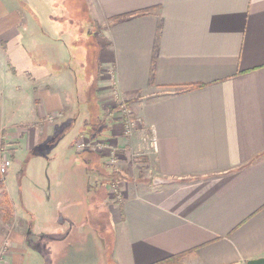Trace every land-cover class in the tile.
<instances>
[{
	"label": "crops",
	"instance_id": "obj_1",
	"mask_svg": "<svg viewBox=\"0 0 264 264\" xmlns=\"http://www.w3.org/2000/svg\"><path fill=\"white\" fill-rule=\"evenodd\" d=\"M80 1L102 33L90 101L67 64L71 44L52 32L53 21L70 27L64 1L0 0V135L12 160L0 184L10 191L0 200L4 264L96 255L82 240L97 228L108 264L262 257L264 0ZM106 97L120 105L112 116L131 106L137 118L130 138L117 142L121 164L129 146L147 167L119 178L114 204L89 180L106 185L103 161L74 146L105 114L96 98ZM87 216L105 225L84 231Z\"/></svg>",
	"mask_w": 264,
	"mask_h": 264
},
{
	"label": "rangeland",
	"instance_id": "obj_2",
	"mask_svg": "<svg viewBox=\"0 0 264 264\" xmlns=\"http://www.w3.org/2000/svg\"><path fill=\"white\" fill-rule=\"evenodd\" d=\"M63 1H64V3H63L64 7H65V11H63V12H67V13H66V15H62V16L64 17L63 19H65V20H68L67 16L70 17V19L68 21L70 23V27H68L66 24H63L62 20L57 21V22L53 21L52 32L54 34H58L60 36V38L63 39L64 41H66L68 44H71L70 51H71V54L74 56L69 61L71 63L67 62V64H70V66H71L70 71H72L73 74H75L74 77L77 76L76 78L79 81V88L85 87L84 84H85V82L87 83V85L85 87V91H86V95H87L86 99L90 101L91 100L90 99L91 93L97 88V85H96L97 84V75L99 74V70H100V65L98 62L99 46H98L97 41L100 42L102 40V38H101V36H102L101 27L94 20L91 19V17L88 14V11L84 7V5H82L80 0H63ZM60 4H62V3L60 2ZM55 14L60 15V12H56ZM58 17H61V16H56L55 18L61 19ZM62 24L64 27L61 26ZM48 29H50V28H48ZM80 94L82 96V93H80ZM98 95H100V93H98ZM92 101L95 103L94 100H92ZM97 102H98V104H100L104 107L103 110H105V114L103 112L102 114H99L100 118H96V119L92 120V122H93V125H92L93 128L91 129L92 132H90V130H87L86 134L79 136V138L74 142V146L76 147V145H78V143L80 141L81 143L84 144V146L80 149H87V150L93 151L98 156L97 159H101L100 161H103L99 165L100 170L98 173L101 175V177L103 179L106 178L103 181L106 185L100 187V185H98L96 178L94 176L93 177L89 176V180L91 182H94L95 186H98L97 187L98 190L101 189V192H100L102 194L101 197L110 199L112 204H114L116 201V195H117L118 189H119L118 183L121 181V179H119V178H122L124 175L127 177H137L140 174L139 173L138 175H135L137 173V171L141 172V173L142 172L145 173L147 167H146L145 160H143L144 158H141V156H142V155H140L141 153L140 154L139 153L134 154V152L132 153L131 148L129 146H127V152H128L129 159H127L128 161L123 162L121 164L120 153L125 155V153H124L125 150L120 149L119 148L120 145H118L117 142L120 139H127L128 140V138H130V136L133 134V131L135 129L137 118H134L132 116H129L126 118L127 114H126V112H123V108H122L121 113L120 112L117 113V118H115L116 114L114 116H112V114L109 116V114H107V113L113 107L112 106L113 104L110 101V99L106 97V99L102 98L101 100L98 101V98H96V103ZM113 103H114V101H113ZM136 103H138V101ZM110 106H112V107H110ZM127 108H128V106H127ZM128 109L131 110V114H132L133 109L131 108V106ZM100 119H102V120H100ZM127 121L132 123V124L129 123V126L131 127L130 133H125L124 128H123V126H124L123 123H128ZM104 124H106V125L112 124V126H110V129H109L111 131H109L107 135H105V133L101 134L102 131H99L102 128L105 129L106 125L103 126ZM116 125L118 127L119 126L121 127V132H120L121 136H120V134H119V136L114 135V133H115L114 128L117 127ZM96 133H97V135H94ZM98 133H100V134H98ZM144 138H145V142H147L148 137L144 135ZM89 140L93 141L92 144L95 143L96 147L91 146ZM96 143L101 144L100 145L101 147L98 148ZM89 166L91 169L92 166L91 165H89ZM15 172H16V169L14 172H12L13 173V181L12 182L14 184V181H15V184L17 185V178L18 177H16ZM101 177L99 178V175H98V180H101ZM87 178L88 177H86V179ZM107 179H109L110 181H107ZM16 185H14V188L16 187ZM106 186H107V189H104V187H106ZM14 191H15V189H14ZM9 192H10L9 189L7 191L3 185L0 186V200L2 202L5 201V197H3L2 195H5L6 193L9 194ZM15 195L18 196L19 194L17 192H15ZM16 196H15V198H16ZM19 198L20 197L18 196V201H19ZM16 200H17V198H16ZM89 216L86 217V219H87L86 224L87 225H85V226L83 225L84 231H87L88 229L92 231V228L95 225L96 226L99 225L100 227H101V225H105L104 222L102 223V221L96 222L94 220L93 222H89L88 221ZM98 217H97V215H94L93 218L98 219ZM88 226L91 228H89ZM93 230H95V231H93L95 239L91 235L87 234L88 232H86L88 237L86 239H83L82 242L84 243V248L87 250L93 251L92 245L94 247H96L97 254L96 255H91L92 253L88 254L89 256L86 257L85 259H83L80 256H79V259L77 257H75V259H73L71 261L69 260L66 264H108V260H107L108 254L107 253L109 252V246L106 245L105 239L100 236L99 229L97 228V229H93ZM101 233L104 234V236L108 240H112V237H111L112 232L111 231L102 230ZM30 236H32V235H29V238H30ZM30 240L33 241V244H35V243L37 244V242H38L39 244L43 245V243L44 244L46 243L45 240H47V239L32 237V239L30 238ZM41 245H40V247H41ZM44 249L46 251L45 257L48 260L50 255H51V252H49L46 248H44ZM99 253L102 257V260L101 259L98 260L99 259ZM70 257L72 259L73 255L71 254Z\"/></svg>",
	"mask_w": 264,
	"mask_h": 264
},
{
	"label": "built area",
	"instance_id": "obj_3",
	"mask_svg": "<svg viewBox=\"0 0 264 264\" xmlns=\"http://www.w3.org/2000/svg\"><path fill=\"white\" fill-rule=\"evenodd\" d=\"M123 112H126V114H127L126 118L131 116V110H129L127 108V106L123 107ZM127 122L128 123H123L124 132L125 133H130V128L131 127L129 126V123L130 124H132V123L129 122V121H127ZM89 142H90L91 146L96 147L95 143L92 144L93 141L89 140ZM0 143H4V139H3L2 135H0ZM96 145L98 146V148L101 147L100 146L101 144L96 143ZM76 146H77V148L80 149V148H82L84 146V144L79 141L78 145H76ZM8 152H10L8 148H6L4 145L0 146V175H2V176L5 175L8 172V169L10 168L11 163H12L11 155ZM3 251H4V249L1 248L0 249V264H4V260L1 257L3 255Z\"/></svg>",
	"mask_w": 264,
	"mask_h": 264
},
{
	"label": "trees",
	"instance_id": "obj_4",
	"mask_svg": "<svg viewBox=\"0 0 264 264\" xmlns=\"http://www.w3.org/2000/svg\"><path fill=\"white\" fill-rule=\"evenodd\" d=\"M85 8H86V7H85ZM127 103H128V101H126L124 104L127 105ZM119 106H120V105L115 104V105L109 110L108 114L111 115L113 111H116V110L119 108ZM2 145H3V143H0V146H2ZM1 183H2V181H1V175H0V184H1ZM3 197H5V202L7 203V200H8V196H7V194L3 195ZM10 214H11V212L9 213V215H10ZM175 258H176V256H175V257H168V258H166V259H164V260H161V261H159V262H156V263H154V264H172V262H174V259H175Z\"/></svg>",
	"mask_w": 264,
	"mask_h": 264
},
{
	"label": "water",
	"instance_id": "obj_5",
	"mask_svg": "<svg viewBox=\"0 0 264 264\" xmlns=\"http://www.w3.org/2000/svg\"><path fill=\"white\" fill-rule=\"evenodd\" d=\"M164 182V179H154L153 183L158 184ZM243 264H264V255L259 258L249 259Z\"/></svg>",
	"mask_w": 264,
	"mask_h": 264
}]
</instances>
